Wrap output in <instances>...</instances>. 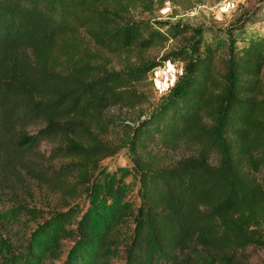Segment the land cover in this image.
I'll use <instances>...</instances> for the list:
<instances>
[{
	"label": "trees",
	"instance_id": "1",
	"mask_svg": "<svg viewBox=\"0 0 264 264\" xmlns=\"http://www.w3.org/2000/svg\"><path fill=\"white\" fill-rule=\"evenodd\" d=\"M153 6L0 0V202L29 183L58 196L1 264H47L64 239L63 264H109L113 246L122 264H248L245 250L264 248V34L247 27H264V6L189 29L159 57L184 31L132 14ZM166 61L181 73L152 106L147 75ZM122 149L133 201L89 184ZM82 195L83 212L70 206Z\"/></svg>",
	"mask_w": 264,
	"mask_h": 264
},
{
	"label": "rangeland",
	"instance_id": "2",
	"mask_svg": "<svg viewBox=\"0 0 264 264\" xmlns=\"http://www.w3.org/2000/svg\"><path fill=\"white\" fill-rule=\"evenodd\" d=\"M264 6V0H154L153 10L150 13L143 12L136 7L132 14L136 20L159 24L165 27L178 26L184 31L182 36L169 41L166 47L160 51H153L152 56H161L170 48L184 45L187 31L194 27L205 26L214 29H225L241 18L247 12ZM253 31L264 34L261 23L248 24ZM164 66L166 73L171 76L170 81H158L156 79L158 69L155 68L148 75L152 84L151 95L148 103L154 106L160 97L166 95L173 83L181 73V64L177 61H166ZM114 113V112H113ZM129 120L132 113L126 114ZM47 145L41 149H47ZM95 188L106 189L115 185L125 195L127 201H133L136 195L137 179L133 173L131 163L125 150H119L112 157L99 162L92 170L89 184ZM17 200L0 202V261L11 260L26 246V241L31 232L36 229L53 210L57 208V195H50L41 187L33 183L27 184L23 191H17ZM76 206L83 212L88 207L87 197L82 195L72 202L70 206ZM79 217V216H78ZM76 217V219L78 218ZM9 221L10 224H6ZM72 245L71 239L61 241L58 258H49L47 264H63L66 253ZM248 264H264V248L248 247L245 250ZM109 264H122L123 252L121 247L113 246L107 255ZM1 264V262H0Z\"/></svg>",
	"mask_w": 264,
	"mask_h": 264
},
{
	"label": "built area",
	"instance_id": "3",
	"mask_svg": "<svg viewBox=\"0 0 264 264\" xmlns=\"http://www.w3.org/2000/svg\"><path fill=\"white\" fill-rule=\"evenodd\" d=\"M157 69H158V74L156 79L158 81H170L171 76L169 73H166V69L164 66H159L157 67Z\"/></svg>",
	"mask_w": 264,
	"mask_h": 264
}]
</instances>
